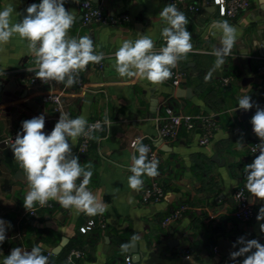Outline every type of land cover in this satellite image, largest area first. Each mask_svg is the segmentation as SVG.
<instances>
[{
	"label": "crops",
	"instance_id": "0c3cea01",
	"mask_svg": "<svg viewBox=\"0 0 264 264\" xmlns=\"http://www.w3.org/2000/svg\"><path fill=\"white\" fill-rule=\"evenodd\" d=\"M83 1L65 0L66 10L76 16L68 36L90 35L96 52L104 54V65L89 64L81 73L82 86L75 83L66 87L55 81L50 85L30 83L38 67L28 42L14 35L0 45V219L6 222L0 261L15 247L30 251L37 245L50 260L54 249L67 240L63 249L73 241L72 249L85 251L77 264H126L127 256L135 264H185L186 258L197 264H242L245 257L233 261L229 255L242 246L237 243L240 237L264 245V232L260 231L264 220H257L264 200L255 199L247 191L244 173L245 165L259 155L250 150V145L259 140L250 121L256 106H264V77L258 71L264 55V0H248L249 6L233 18L217 14L214 1L186 0L187 4L200 5V10L178 8L189 21L186 27L193 45L187 57L172 69L183 73L178 86L172 84V76L163 84L153 85L145 79L120 77L113 67L114 54L124 40L148 35L154 41V50L164 46L161 32L167 25L159 13L168 0H90L111 17L128 16L121 23L109 25L84 24L80 8ZM40 2L0 0V10L11 5L15 23L23 19L30 4ZM223 20L237 29L238 36L225 64L216 67L213 50L220 47L221 33L213 35L212 25ZM177 87L190 88L191 94L178 95ZM50 90L61 95L59 110L43 101ZM243 94L249 95L254 104L248 111L238 108ZM170 111L213 116L216 128L212 140L202 145L200 129L185 127L176 139L155 140L158 175L145 174L142 188L133 190L128 185L131 157L136 155L133 143L157 138ZM60 113L71 118L85 115L88 123L104 122L105 116L112 121L93 132L99 139H91L86 151L80 150L83 136L69 141L71 156L78 157L81 165H92L88 188L108 205L103 214L77 213L55 200L43 207L37 203L31 209L36 215L23 206L28 185L10 149V137L22 130L23 121L41 114L45 116L43 131L50 134ZM160 140L162 144L158 145ZM238 141L244 146L238 147ZM154 180L163 187L164 196L146 200L145 189ZM240 187L246 189L256 210L250 222L235 216L234 194ZM184 205L182 215L164 226V219ZM90 220L96 225L83 232L82 227ZM133 240L138 244V256L131 253ZM225 247L227 253L223 254L220 249ZM53 264H68V257L60 260L58 254Z\"/></svg>",
	"mask_w": 264,
	"mask_h": 264
},
{
	"label": "clouds",
	"instance_id": "9594fccd",
	"mask_svg": "<svg viewBox=\"0 0 264 264\" xmlns=\"http://www.w3.org/2000/svg\"><path fill=\"white\" fill-rule=\"evenodd\" d=\"M64 3L65 0L32 3L25 9L23 19L15 23L12 22L14 8L6 6L0 10V45L7 44L14 35H18L28 42V49L35 57L37 78L45 83L55 81L72 87L77 83L79 72L89 64L100 63L104 54L96 52L90 35L78 38L68 36L76 16L66 10ZM159 17L167 25L161 32L164 46L158 51L154 50V41L148 35H138L135 41L124 40L114 54L113 67L120 77L145 79L153 85L163 84L171 78L172 69L178 62L191 52L193 45L185 14L171 3L163 7ZM212 28L215 29L213 35L221 33L220 47L213 50L215 65L221 67L231 55L238 32L227 20L214 22ZM253 106L249 95L240 96L239 109L248 111ZM256 107L250 122L260 143L251 150L253 153L259 151V155L244 167L245 187L252 197L264 200V108ZM104 123L111 125L112 121L105 116ZM44 128L45 116L41 114L23 121L22 131L17 133L14 141L10 138V149L28 185L23 199L24 208L30 211L37 203L43 207L50 200H55L65 209H74L77 213L83 212L90 216L103 214L108 205L98 200L88 188L93 175L92 165L89 162L81 165L78 157L71 156L69 144V141L82 136L98 140L99 137L93 132L102 130L101 123L89 124L85 115L71 118L67 113H60L50 134H45ZM236 144L238 147L244 146L239 141ZM133 147L138 155L131 157L129 171L132 175L128 177V185L138 190L144 183L142 176L158 175V161L148 159L149 149L142 142L137 141ZM257 220H264V207H260ZM7 223L10 226V222ZM5 225L6 222L0 219V244L6 239ZM260 231L264 232V224L260 225ZM237 243L242 246L238 251L230 252L233 261L237 257H245L242 264H264V245L258 240L240 237ZM0 264H49V256L43 254L39 245L30 251L15 247Z\"/></svg>",
	"mask_w": 264,
	"mask_h": 264
},
{
	"label": "built area",
	"instance_id": "2783aa9c",
	"mask_svg": "<svg viewBox=\"0 0 264 264\" xmlns=\"http://www.w3.org/2000/svg\"><path fill=\"white\" fill-rule=\"evenodd\" d=\"M215 4L220 6V16L233 18L238 15L242 10L246 9L249 6L248 0H213ZM169 4L173 3L177 8L185 7L189 11L196 12L200 10V5L198 4H187L186 0H168ZM80 8L82 11V19L84 24L91 23H100V24H118L122 21L128 19V16H120V17H111L106 14L101 6L94 5L90 0H85L81 2ZM100 67H103L104 63L101 61L96 64ZM259 73L264 77V55L259 60L258 65ZM81 72L78 74L77 85L82 86L83 80L81 77ZM183 75L180 71L172 72V84L174 86H178L180 83V77ZM30 83H41L43 85H50L52 81H48L47 83L43 82L36 76H33L28 80ZM224 82L227 83L228 79H224ZM44 103H50L54 105L56 110H59L61 107V95L53 90L46 92L43 95ZM264 108V106L260 107ZM96 122H100L102 125V129L104 128V122L100 120H96L89 124H95ZM181 127H185L187 130H196L200 129V144H207L212 140L214 130L216 128V121L213 116L206 114L199 115H191V114H175L171 111L169 112L166 121L159 127L157 138H145L139 139L137 141L142 142L149 149L147 156L149 160L158 161L159 167V153L157 146L155 145V140L163 139V140H173L176 139ZM22 130H18L11 135V139L14 141L18 132ZM134 141L133 145L137 142ZM91 143V139L83 137L82 143L80 146L81 151H86ZM259 140H255L250 145V150L253 146L259 144ZM136 151V150H135ZM251 153L252 150H251ZM253 154H259V151ZM138 155V153H136ZM80 181L78 180L77 183ZM240 194V195H238ZM145 199L146 200H159L164 196V189L159 184L157 180H154L150 186L145 189ZM235 216L242 222H250L256 215V210L253 203L249 199V195L244 187H240L236 190L235 194ZM186 209V206H182L177 209L170 215H168L164 221L163 225L168 226L173 223L176 219H178L182 212ZM31 214L36 215V210H31ZM96 225L94 220H90L85 226L82 227V231L86 232L89 229L93 228ZM85 254V251L82 249H72L68 254V264H77V260L82 258ZM126 264H135L133 258L131 256L126 257Z\"/></svg>",
	"mask_w": 264,
	"mask_h": 264
},
{
	"label": "water",
	"instance_id": "95a60500",
	"mask_svg": "<svg viewBox=\"0 0 264 264\" xmlns=\"http://www.w3.org/2000/svg\"><path fill=\"white\" fill-rule=\"evenodd\" d=\"M213 2V0H210ZM215 9L217 11V14L220 13V6L219 5H216L215 6ZM177 94L178 95H190L191 94V89L190 88H183V87H177ZM157 101H155L156 103ZM162 144V140H160L158 142V145H161ZM251 201V200H250ZM68 241L67 240H64L62 242L61 245H59L58 247H56L53 251V254L51 255L50 257V260H49V264H53L55 259H56V256L61 252V250L63 249V247L66 245ZM227 247H225V249H220V251L223 253V254H226L227 253ZM131 253L134 254L135 256H138L140 255V252L138 250V244L136 243L135 240L132 241V248H131ZM185 264H197V263H194L192 260H190L189 258H186L185 259Z\"/></svg>",
	"mask_w": 264,
	"mask_h": 264
},
{
	"label": "trees",
	"instance_id": "16d2710c",
	"mask_svg": "<svg viewBox=\"0 0 264 264\" xmlns=\"http://www.w3.org/2000/svg\"><path fill=\"white\" fill-rule=\"evenodd\" d=\"M75 242H70L60 253H59V259L60 260H67L68 254L72 250V248L75 246Z\"/></svg>",
	"mask_w": 264,
	"mask_h": 264
}]
</instances>
